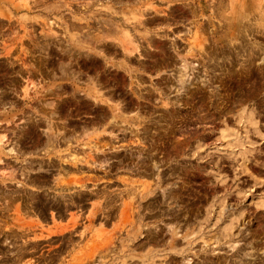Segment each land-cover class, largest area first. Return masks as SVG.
<instances>
[{
    "label": "rangeland",
    "instance_id": "obj_1",
    "mask_svg": "<svg viewBox=\"0 0 264 264\" xmlns=\"http://www.w3.org/2000/svg\"><path fill=\"white\" fill-rule=\"evenodd\" d=\"M0 264H264V0H0Z\"/></svg>",
    "mask_w": 264,
    "mask_h": 264
},
{
    "label": "bare ground",
    "instance_id": "obj_2",
    "mask_svg": "<svg viewBox=\"0 0 264 264\" xmlns=\"http://www.w3.org/2000/svg\"><path fill=\"white\" fill-rule=\"evenodd\" d=\"M86 165V164H85Z\"/></svg>",
    "mask_w": 264,
    "mask_h": 264
}]
</instances>
